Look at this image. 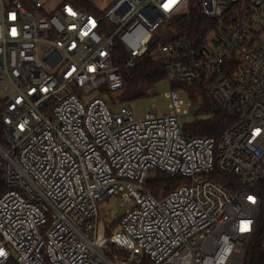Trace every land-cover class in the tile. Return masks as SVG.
<instances>
[{"label":"built area","instance_id":"obj_1","mask_svg":"<svg viewBox=\"0 0 264 264\" xmlns=\"http://www.w3.org/2000/svg\"><path fill=\"white\" fill-rule=\"evenodd\" d=\"M27 1L38 16L0 0V264H243L264 183V0H200L207 32H176L151 51L170 112L142 120L74 89L122 90L124 71L190 0H117L104 14ZM198 83L233 120L219 138L181 131L196 109L182 110L173 85ZM154 171L187 183L159 200L145 186ZM111 196L134 206L104 234L99 207Z\"/></svg>","mask_w":264,"mask_h":264},{"label":"trees","instance_id":"obj_2","mask_svg":"<svg viewBox=\"0 0 264 264\" xmlns=\"http://www.w3.org/2000/svg\"><path fill=\"white\" fill-rule=\"evenodd\" d=\"M64 1L73 3L84 11L98 13L88 0ZM174 24L180 34L189 36L191 40H195L200 33L205 34L209 26H211L210 21L205 20L201 16L200 0H190L189 12L178 16ZM154 46L155 42L150 46L149 52L137 62L133 69L124 71V88L127 90L140 88L144 90L153 89L157 84L166 81V73L163 63L156 62L151 57V51ZM116 52H121L118 45L116 47ZM116 62H118V60H116ZM193 87H197V89L194 90L200 92L206 104L202 108H198L194 114H209L210 117L209 119L198 120L196 123L189 125L185 128L183 134L187 137L219 138L224 130L233 124V120L217 110L208 85L205 83H198L193 85ZM0 144L4 145L2 137L1 108ZM154 173H156V175L153 178L148 179L145 186L149 189L151 194L159 200L168 195L171 191L187 183L182 178H172L159 171H154ZM218 182L224 184L228 190H232L231 186L235 184V180L229 176H222ZM6 190L7 187L5 185L4 176L0 173V194L5 193ZM256 191L261 200V209L255 233L246 245L243 264H264V183L259 185L256 188ZM8 264H15V262L12 260ZM143 264L151 263L148 260H145Z\"/></svg>","mask_w":264,"mask_h":264},{"label":"rangeland","instance_id":"obj_3","mask_svg":"<svg viewBox=\"0 0 264 264\" xmlns=\"http://www.w3.org/2000/svg\"><path fill=\"white\" fill-rule=\"evenodd\" d=\"M94 7V9L99 14H104L109 10L110 7L114 5L117 0H88ZM20 2L29 11L39 15L38 12L33 9L32 5L27 0H20ZM46 9L51 10L56 6L61 5L63 0H46ZM176 17L170 20H165L161 23L157 31L155 32V45L160 46L164 40L174 35L178 30L174 24ZM195 84H174V88L179 93V98L183 102L182 110H188L190 105L195 107V112L198 108L205 106V100L200 92L195 91L197 87H193ZM155 93L150 92V89L144 90L134 89L127 90L123 88L118 92H110L106 89L105 85L100 88L87 93L83 88L75 87L74 91L78 97L85 103L101 98L106 103H108L113 111H118L121 108H128L132 111L136 120H142L149 113L150 108L157 110L159 115H168L170 112L169 105L171 100L168 98V93L170 92V86L167 81H163L157 84L155 87ZM3 96L0 90V97ZM194 112V113H195ZM186 115L181 114L180 118V128L182 133L189 125L196 123L198 120L209 119V114L196 115V114ZM156 175L154 172L148 174V179L153 178ZM134 206L133 201L124 202L120 196H111L106 198L100 203L101 220L99 223V232L106 233V228L110 227L114 230H119V221L124 213ZM246 249V248H245Z\"/></svg>","mask_w":264,"mask_h":264},{"label":"crops","instance_id":"obj_4","mask_svg":"<svg viewBox=\"0 0 264 264\" xmlns=\"http://www.w3.org/2000/svg\"><path fill=\"white\" fill-rule=\"evenodd\" d=\"M124 58H125V56H124Z\"/></svg>","mask_w":264,"mask_h":264}]
</instances>
